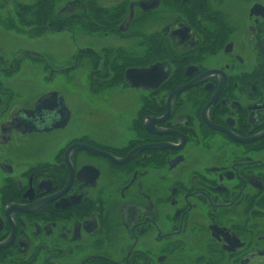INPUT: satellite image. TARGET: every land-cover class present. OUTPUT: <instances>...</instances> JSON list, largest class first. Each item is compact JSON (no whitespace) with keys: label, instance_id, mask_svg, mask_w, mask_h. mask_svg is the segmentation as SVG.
Instances as JSON below:
<instances>
[{"label":"flooded vegetation","instance_id":"obj_1","mask_svg":"<svg viewBox=\"0 0 264 264\" xmlns=\"http://www.w3.org/2000/svg\"><path fill=\"white\" fill-rule=\"evenodd\" d=\"M142 1L140 29L162 3L179 13L136 32L140 63L123 54L120 71L88 49L91 105L35 37L0 53V264H264V0ZM38 4L0 31L64 30L73 9L82 26L96 5L67 0L41 24ZM130 69L166 75L133 87Z\"/></svg>","mask_w":264,"mask_h":264},{"label":"rangeland","instance_id":"obj_2","mask_svg":"<svg viewBox=\"0 0 264 264\" xmlns=\"http://www.w3.org/2000/svg\"><path fill=\"white\" fill-rule=\"evenodd\" d=\"M32 1L35 2V0H0V17H5V14L12 12L13 9H17L18 3H32ZM38 0H36L37 2ZM67 0H53L49 3L48 6L51 7V13L52 16L54 15V11L58 9L61 5L64 4ZM96 5L99 4L100 7L103 9H117L116 14H120V22H118L114 27L115 29H108V28H100L97 27L94 28L91 26L89 21L87 24H83L82 26L78 25L74 21L68 22L70 24L69 27L66 29H62L60 31L56 30V26L54 28H47L45 30L43 29H35V30H22L19 29L16 34L14 32L8 31L5 33H2L0 31V53L6 56V53L10 50L11 47L7 46V44L10 43V40H23L22 37L32 36L35 37V39L31 40L29 45L33 47V49H36L40 52L51 54L52 57L49 61L52 62H63L62 64H65L68 68L66 71L62 74H67V81L65 84V90L70 95L73 92H75L76 88L82 87V97L80 100L77 98L73 101L76 103H90L92 104V100L86 99V96L83 95L85 92V88L89 86V79L88 74H90L91 70L96 68L94 65L95 63V57L94 54L89 52L90 49L93 51L99 53L101 56V63H103L104 68L109 65L110 60L112 59L113 64L110 69L114 71H120L121 64L124 62L121 55L125 54L127 57L129 56L130 59L127 60L129 64L135 65L137 63H140L136 60L135 57H133L132 54L137 55V52H139V37L138 34H135L136 32L143 31L144 33L148 34L154 30H157L158 27V21L162 23L171 22L174 17L179 13V11L176 8H172V6H169L167 4L162 5L158 7L157 10H155L150 16L147 17L146 20V29H140L139 26V20H141L140 17V10L137 6H135L133 9V15H134V21H131V23L128 25V30H120L118 26H120L122 23L121 21L125 19L128 4L131 1H137L138 0H94ZM40 2V0H39ZM94 5V6H96ZM13 8V9H12ZM47 9V7H45ZM44 10V9H42ZM74 10V11H73ZM71 14L80 15L81 11L79 9H73ZM76 12V13H75ZM114 14V12H111ZM8 16H11V14H8ZM26 19L31 16L30 14L25 15ZM70 16V14L65 13L64 15ZM136 17L138 19H136ZM84 20V18H83ZM133 20V19H132ZM120 24V25H119ZM65 25V24H62ZM118 27V32L116 28ZM43 30V31H42ZM106 33V34H104ZM26 39V38H25ZM5 40V41H3ZM7 43V44H6ZM82 49L83 53L79 56V63L78 65L73 69V59L75 58V54L77 52V49ZM108 48V49H106ZM89 49V50H88ZM109 49H112L113 51H108ZM132 52V53H129ZM114 54V57L112 56ZM119 55V56H118ZM54 60H53V59ZM126 61V62H127ZM72 68H71V67ZM36 69L33 74H48L46 70H40ZM105 70L102 69V72ZM120 80V79H119ZM119 81L117 80V85ZM139 90V89H138ZM84 91V92H83ZM114 92V91H113ZM117 92V90H116ZM139 92H141L139 90ZM125 93L129 95V106L126 110V113L130 111V116H127V118L132 117L133 115L136 116V109L139 102V98L137 97V93L135 90L130 89L126 90ZM90 98V97H89ZM97 102H101L97 99ZM114 101L111 100L110 103ZM104 102H102L101 105H99V108H106L104 106ZM127 115V114H126ZM129 115V114H128ZM134 118V117H133ZM72 133L71 127L66 130H64L65 133L68 132Z\"/></svg>","mask_w":264,"mask_h":264},{"label":"trees","instance_id":"obj_3","mask_svg":"<svg viewBox=\"0 0 264 264\" xmlns=\"http://www.w3.org/2000/svg\"><path fill=\"white\" fill-rule=\"evenodd\" d=\"M52 0H40L39 4L35 6V15L36 17H38L37 22L44 24L45 20L47 19V17L51 14V7L48 6L49 2H51ZM186 5V4H184ZM47 7V9L45 8ZM44 9V10H42ZM88 11H89V15L85 16V12H83V18L84 20L82 25L87 24L88 21L91 22V20H95V22H97V27L100 28H108V29H115V25L120 22V14H116L117 13V9L113 7V9H103L100 6H94V4H90L88 6ZM114 12V14H112L111 12ZM74 21L76 23H79L78 21V15L76 14H70V16H66V18H64V22L66 23V25L69 27L70 24L68 22H72V24L74 23ZM57 22H59V20H57Z\"/></svg>","mask_w":264,"mask_h":264},{"label":"water","instance_id":"obj_4","mask_svg":"<svg viewBox=\"0 0 264 264\" xmlns=\"http://www.w3.org/2000/svg\"><path fill=\"white\" fill-rule=\"evenodd\" d=\"M145 3H146V1L140 0L138 2L130 4V10L128 12V15L125 18V20L122 22V24L119 26L120 30H124L127 27L128 23H129V21H130V19L132 17V7L134 5H137L139 7L148 8L149 6L145 5ZM132 72L138 73V74H128V73H132ZM141 73H144V71H142L141 69H130V70L127 71V74H125V77L129 81V85L130 86H133V87L155 86L156 87L159 84L160 80L164 79V76L166 75V74H141ZM148 80H154V82L152 84L147 85V83H148L147 81ZM186 86L187 85L181 86L176 91H178V90H180V89H182L183 87H186Z\"/></svg>","mask_w":264,"mask_h":264}]
</instances>
